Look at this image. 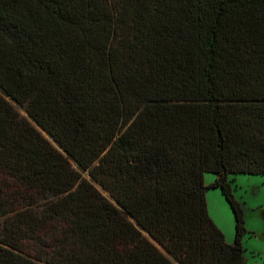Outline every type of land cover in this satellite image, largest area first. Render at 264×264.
Masks as SVG:
<instances>
[{"label": "trees", "instance_id": "obj_1", "mask_svg": "<svg viewBox=\"0 0 264 264\" xmlns=\"http://www.w3.org/2000/svg\"><path fill=\"white\" fill-rule=\"evenodd\" d=\"M239 175L264 176V0H0V264H248Z\"/></svg>", "mask_w": 264, "mask_h": 264}, {"label": "rangeland", "instance_id": "obj_2", "mask_svg": "<svg viewBox=\"0 0 264 264\" xmlns=\"http://www.w3.org/2000/svg\"><path fill=\"white\" fill-rule=\"evenodd\" d=\"M20 114L27 117L24 108L15 105ZM236 198L243 203L246 211V228L248 234L244 238V247L248 264H264V176L239 175L230 177ZM216 180V175L205 174V184L210 185ZM101 193L111 199L109 193L100 186ZM48 200H42L45 203ZM207 202L210 217L222 230L228 243L235 240L234 213L220 189L207 192ZM229 238V242L228 241Z\"/></svg>", "mask_w": 264, "mask_h": 264}, {"label": "crops", "instance_id": "obj_3", "mask_svg": "<svg viewBox=\"0 0 264 264\" xmlns=\"http://www.w3.org/2000/svg\"><path fill=\"white\" fill-rule=\"evenodd\" d=\"M228 241H229V238H228ZM229 242H231V241H229Z\"/></svg>", "mask_w": 264, "mask_h": 264}]
</instances>
